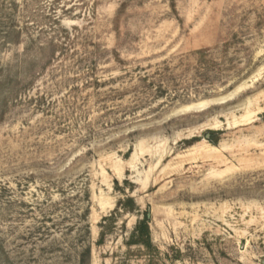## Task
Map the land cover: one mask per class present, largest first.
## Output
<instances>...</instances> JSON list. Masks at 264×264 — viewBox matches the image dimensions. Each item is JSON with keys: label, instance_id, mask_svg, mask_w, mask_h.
Wrapping results in <instances>:
<instances>
[{"label": "rangeland", "instance_id": "rangeland-1", "mask_svg": "<svg viewBox=\"0 0 264 264\" xmlns=\"http://www.w3.org/2000/svg\"><path fill=\"white\" fill-rule=\"evenodd\" d=\"M0 264H264V0H0Z\"/></svg>", "mask_w": 264, "mask_h": 264}, {"label": "bare ground", "instance_id": "bare-ground-1", "mask_svg": "<svg viewBox=\"0 0 264 264\" xmlns=\"http://www.w3.org/2000/svg\"><path fill=\"white\" fill-rule=\"evenodd\" d=\"M226 98H227V96H222V97H217V98H213V99H209V100H205V101L203 100V101L183 105L182 107H180L175 112L176 113H185V112H189V111H199V110L206 108L207 106H209L211 104L221 103Z\"/></svg>", "mask_w": 264, "mask_h": 264}, {"label": "trees", "instance_id": "trees-1", "mask_svg": "<svg viewBox=\"0 0 264 264\" xmlns=\"http://www.w3.org/2000/svg\"><path fill=\"white\" fill-rule=\"evenodd\" d=\"M147 217L146 212L144 213V218L142 222L138 223L137 226V232L140 237V242L147 245L149 240V232H148V226H147ZM145 237V239H143Z\"/></svg>", "mask_w": 264, "mask_h": 264}, {"label": "water", "instance_id": "water-1", "mask_svg": "<svg viewBox=\"0 0 264 264\" xmlns=\"http://www.w3.org/2000/svg\"><path fill=\"white\" fill-rule=\"evenodd\" d=\"M208 137V135H206V138ZM147 216H149V214H147Z\"/></svg>", "mask_w": 264, "mask_h": 264}]
</instances>
